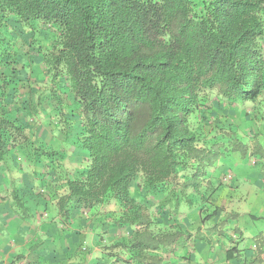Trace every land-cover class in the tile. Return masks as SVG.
<instances>
[{
    "label": "trees",
    "instance_id": "trees-1",
    "mask_svg": "<svg viewBox=\"0 0 264 264\" xmlns=\"http://www.w3.org/2000/svg\"><path fill=\"white\" fill-rule=\"evenodd\" d=\"M236 154L264 168V0H0V192L47 212L30 252L85 259L87 228L99 263L190 260L237 232L219 179Z\"/></svg>",
    "mask_w": 264,
    "mask_h": 264
},
{
    "label": "crops",
    "instance_id": "crops-1",
    "mask_svg": "<svg viewBox=\"0 0 264 264\" xmlns=\"http://www.w3.org/2000/svg\"><path fill=\"white\" fill-rule=\"evenodd\" d=\"M249 111V110H247ZM255 112V111H254ZM251 158L229 156L223 158L221 163L230 162L234 169H228L232 173L231 186L225 188V193L220 197V203L226 212L233 210L236 214L234 228L239 236L232 238L230 233L225 236L214 237L209 244H204L194 250L192 243L187 244V252L190 260L180 257L184 250L174 253H165L164 259L170 264H264V178L260 167L251 162ZM225 165L223 167H225ZM5 190V189H4ZM10 197L0 192V264H9L16 256L21 254L23 258L15 264H105L99 263L102 256L94 234L87 233V228L82 232L89 239L91 251L85 259L77 258L74 261L72 255L67 256L61 251H51L47 245L30 252V245L39 237H46L43 229L48 224L44 212H34L30 218L22 219L10 206ZM47 213V212H45ZM88 214H84L86 217ZM45 220V221H44ZM256 221V222H255ZM259 223V224H258ZM83 222L81 223V225ZM232 223L227 226L231 227ZM118 236V234H117ZM253 244L256 249H253ZM236 246L240 251L233 252L231 260H226L227 250ZM181 253V254H179ZM237 254V255H236Z\"/></svg>",
    "mask_w": 264,
    "mask_h": 264
},
{
    "label": "rangeland",
    "instance_id": "rangeland-1",
    "mask_svg": "<svg viewBox=\"0 0 264 264\" xmlns=\"http://www.w3.org/2000/svg\"><path fill=\"white\" fill-rule=\"evenodd\" d=\"M236 110H235V113H234V115L233 116H231L232 118H229V120L233 123L234 122V124H236V123H239V122H241V119H240V116L238 115V113H239V111H241V109H244L245 111H247V110H251L252 108H253V104L252 103H249V102H247V103H244V104H237L236 106ZM41 122H42V124H41V122H39V120H37L36 121V118L34 119V121H36L35 123L36 124H40L41 125V127H44L45 125H43V121L45 120V118L44 117H37ZM26 122L28 123V122H31V123H33V120L30 118V117H27L26 118ZM241 126H242V124H240ZM36 125L34 124V127H35ZM238 130H239V133H240V135L242 136V138L243 139H247L245 136H246V130H244V129H240V128H238ZM249 133V132H248ZM42 134H44V132L42 131ZM30 138L32 139V141L33 140H35V141H33V142H35V143H37V144H40V143H45V145H48V144H50V145H53V143H57V144H60L59 143V141L58 140H56V139H50V138H41V136L39 137L38 135L35 137V135H31L30 136ZM38 139V140H37ZM41 140H43V142L41 141ZM60 149H61V147H60ZM67 152V151H66ZM28 153H29V149L28 148H26V150L24 151V154H22V155H19V154H16V156L18 157V161L20 160V158L19 157H21V158H24V156H28ZM68 153H69V151H68ZM236 157H240L238 154H236L235 155ZM249 159V158H248ZM251 162L253 163V164H255V160L252 158L251 159ZM21 163H24V161H23V159H21ZM63 164H64V166H66L68 169H70V168H74L76 165H77V163L75 162L74 163V160H73V158H65V160L63 161ZM257 164V163H256ZM220 165H222L221 166V172H220V176H219V179H220V181H221V183H222V186H224V188H227L228 186H231V180L230 181H227V182H224L223 181V176L225 175V174H227V173H231L230 171H228V169H234V167H233V164L232 163H230V162H227L226 163V165H225V163L223 162V163H221ZM225 165V167H223ZM259 167H260V165L259 164H257ZM260 172H261V175H264V168L263 169H261L260 168ZM232 174V173H231ZM229 211H231V212H233V210H229ZM256 222V221H255ZM259 224V223H258ZM84 241V243H83V245H90V243L88 244L87 242H89V239H85V240H83Z\"/></svg>",
    "mask_w": 264,
    "mask_h": 264
},
{
    "label": "clouds",
    "instance_id": "clouds-1",
    "mask_svg": "<svg viewBox=\"0 0 264 264\" xmlns=\"http://www.w3.org/2000/svg\"><path fill=\"white\" fill-rule=\"evenodd\" d=\"M227 174H228V173H227ZM227 174H225V175H227ZM225 175L223 176L222 179H223L224 182H227V181L224 180ZM231 175H232V174H231ZM231 179H232V177H231ZM231 179H229L228 181H230ZM43 214H44V216H47L46 213H43ZM85 214H87V213H85ZM229 233H230L231 237L234 238V239H236V237L239 236V234H238L237 232L235 233V232H233V231H230ZM254 246H255V248H253ZM253 247H252L253 249H256V245H255V244H253Z\"/></svg>",
    "mask_w": 264,
    "mask_h": 264
},
{
    "label": "built area",
    "instance_id": "built-area-1",
    "mask_svg": "<svg viewBox=\"0 0 264 264\" xmlns=\"http://www.w3.org/2000/svg\"><path fill=\"white\" fill-rule=\"evenodd\" d=\"M231 177H232L231 173H228L227 175H225L224 180L228 181L229 179H231ZM253 248H255V246Z\"/></svg>",
    "mask_w": 264,
    "mask_h": 264
}]
</instances>
